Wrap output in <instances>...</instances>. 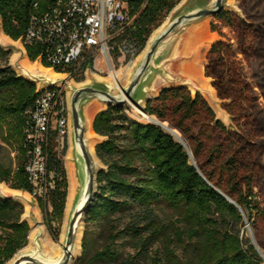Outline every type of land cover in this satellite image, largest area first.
I'll list each match as a JSON object with an SVG mask.
<instances>
[{
	"label": "trees",
	"instance_id": "16d2710c",
	"mask_svg": "<svg viewBox=\"0 0 264 264\" xmlns=\"http://www.w3.org/2000/svg\"><path fill=\"white\" fill-rule=\"evenodd\" d=\"M56 1L0 0V25L5 34L19 40L31 15ZM128 1L136 20L127 34L140 54L180 0ZM216 18L237 40L244 39L242 45L237 42L238 49L248 58L258 33H264V29H256L228 10ZM213 30L222 39L207 53L205 75L212 79L220 98L230 100L225 107L238 130L227 127L207 98L193 94L187 86L169 88L151 98L145 112L180 132L195 165L186 147L158 123L133 118L123 106L110 105L101 111L95 118L94 132L106 137L96 148L106 168L99 172L98 191L86 216L87 225L99 229L95 232L97 239H84L82 261L86 264H142L146 260L150 264H264L252 239L242 233L246 223L241 211L219 192L242 207L264 248L260 148L246 130L247 104L254 97L233 43L222 29ZM27 51L31 60H36L39 48L28 46ZM55 71L65 72L61 68ZM37 92L31 79L18 75L11 66L0 67V122H7L9 135L16 138L24 155L15 172L0 158V182L28 192L31 186L25 171L24 121ZM7 97L14 100L8 102ZM9 116L13 121L7 120ZM49 168L61 172L62 180L49 199L40 203H50L53 215L62 217L69 184L63 158L58 157L54 143L49 148ZM165 209L176 214L183 225H174L163 217ZM24 212L22 202L0 194V264L13 259L29 243L31 227L22 220ZM180 249L186 253L185 260L179 256Z\"/></svg>",
	"mask_w": 264,
	"mask_h": 264
},
{
	"label": "rangeland",
	"instance_id": "374dc122",
	"mask_svg": "<svg viewBox=\"0 0 264 264\" xmlns=\"http://www.w3.org/2000/svg\"><path fill=\"white\" fill-rule=\"evenodd\" d=\"M210 1L211 0H180V2L175 6V8L171 10L164 17L162 24L153 31L152 35L150 36L147 42L145 49L136 58H134L133 60L131 58L125 59V58H121L117 54L115 55L114 53H112L110 58L111 65H109L107 62L104 61V59L101 56L102 60L92 65H89V67H87L88 69L85 67L84 72L78 75L79 78L76 77L74 81H72L73 84L76 86L96 85L99 87H103L104 86L103 82L113 83L114 81L110 79L112 78L110 66H112L114 67L115 72L122 70V75L120 76L119 82L122 87H126L129 84L130 79L132 77V73L130 74L127 71V69L131 68V66L134 68V70L136 69L137 65L140 63L150 43L151 38L153 36L156 37L159 33H161V31L164 30L179 15L187 12L188 10H191L196 5L205 4ZM213 1L214 0H212V3ZM225 10L236 13L242 19L254 25L256 29H262V30L264 29V0H225ZM213 27H215L216 29H222L226 35V39L233 43L237 51L238 57L240 59L241 71L244 76V80L246 83H248V85L252 90L251 95L254 98L250 104H247V108L249 112L247 114L248 124L246 126V130L253 135V138L256 140L260 148L259 159L263 168V172H262V177L260 179L259 190L262 193V195H264V33L262 32L258 33L257 37L259 39L257 38V40L253 43V47H254L253 51L251 55L248 58H246L243 55V53L238 49V45L239 44L242 45L245 42L244 39L239 37V39L237 40L236 35L230 29L225 28L218 21L216 16L208 17L206 20L197 23L188 30L186 29V26L185 28H180L177 35L173 36L169 41H167L166 42L167 44L165 43L166 45L163 47V49H166L164 50L165 54L163 55H166L165 57H168L166 60L164 59V66L166 67L168 75L171 77L172 80L171 82H167L163 77H159L157 79V83L159 84V86L156 87V90L160 91L163 87L187 86L188 88L191 89V91L193 90L192 91L193 94L201 93L207 98L208 102L215 110L218 119L222 120L227 127H229L234 131L238 130L232 115L228 112V110L225 107V105L229 103L230 100L229 99L224 100L220 98L217 90L213 86L212 79H211V84L216 91V98L207 96V94L200 92L198 90V87L200 86V82L190 81L189 77L185 76L175 68L176 64H179L185 59L186 60L188 59V57L184 55L182 56L178 52L179 51L178 46L181 44L180 40L182 36L187 37L193 34L194 32L202 33L206 37V43L204 44V48L201 56V63L202 64L207 63V59H206L207 52L210 46L214 42L222 39V37L219 35V32L214 31ZM202 37L203 36L200 35L196 40L199 39L201 43ZM0 48L3 51L0 52V67L11 66L18 75L26 78H29L26 75L27 70H30L35 74H40L38 68L36 69H31L29 67L26 68L24 60H28V62H30L31 64H34V61L28 59V57L25 55H20L19 52L22 50V47L19 40H14L9 35L5 34L1 25H0ZM61 74L64 76V73ZM204 79L205 78L202 77L201 83L207 84L208 83L207 80ZM36 85L37 88L39 87V85L40 87H42L41 84L37 83ZM114 86L116 87L115 89L116 92H118L119 91L118 86L117 85ZM7 98H8V102L10 101L12 102L14 100V98L12 97H7ZM108 107H109L108 104H102L96 98L91 99L90 101H87L84 104L83 109L86 110V108H88L92 112V116L94 117L93 129H94V121L97 115L101 111L106 110ZM123 107L127 109L128 114L133 118H137L141 120H149L145 116L139 114V112L130 105H124ZM7 120L13 121V118L9 116L7 117ZM8 128L9 125L7 124V122L3 124L0 122V158L2 160H5L9 165H11L15 172L18 162L24 159V155L20 149V144L16 142V138L9 135ZM2 134L4 135L5 138L2 137ZM68 138L69 136L67 134L66 135L67 143L64 151L62 152V157H63V161H65L63 163L67 172L68 184L70 185L69 174L66 167V154L69 149V140H67ZM92 139L94 140V150L96 152L97 145L103 142L104 140H106V137L101 136L100 134L95 132ZM101 166L102 167L100 168V171L106 168V166L103 163ZM68 192H69V188H68ZM16 193L22 194L24 198L28 201L16 197ZM0 194L3 195L4 197L6 196L14 197L15 199L23 203L25 207V212L22 216V220L27 221L29 223L31 227L30 233L32 232L33 225L30 222L29 218L36 221L38 225L41 224L44 225L47 231L46 240L52 246H58L60 244L62 233L64 230L65 220H66L67 203L62 217H55L53 215V208L51 207L52 205L50 203L47 205L45 204V206H42L40 201L32 198L28 191L12 188L10 183L0 182ZM27 203L29 204L34 203L35 208L38 207V212L32 211V215L34 217H31V212H30L31 208H29L28 210ZM162 216L165 217L167 220L169 219L170 222H172L174 225H180V226L183 225L180 222L179 217L176 214L174 215L173 212L169 209H165V211L162 213ZM249 224L256 238L254 226L250 221ZM247 226L248 225L246 224L242 233L245 235V237L250 238L251 235ZM98 230L99 229L97 226L94 225L88 226L87 223H85V229L82 239V254L77 264H86L85 260L82 261V257L84 254V239L85 237L88 236L96 238L98 235L95 232H98ZM256 240L264 253V248L261 246L257 238ZM28 242H29V237H28ZM125 249L129 250V247H126ZM178 253L181 259L183 260L186 259L187 256L183 249H180ZM11 261L12 259L8 261L6 264H9ZM142 264H150V262L146 260L145 262H142Z\"/></svg>",
	"mask_w": 264,
	"mask_h": 264
},
{
	"label": "built area",
	"instance_id": "2783aa9c",
	"mask_svg": "<svg viewBox=\"0 0 264 264\" xmlns=\"http://www.w3.org/2000/svg\"><path fill=\"white\" fill-rule=\"evenodd\" d=\"M135 20L128 0H58L31 15L19 42L25 46L28 59L27 47L39 48L34 60L39 65H48L43 63V56L56 55L57 68L65 70L64 78L73 83L84 72L85 63L89 67L101 61V56L109 65L112 53L125 59L137 57V44L127 34L135 27ZM63 95L71 96L67 85L55 84L53 92H37L34 103L25 111V171L31 186L29 194L39 201L46 202L62 180L61 172L49 168V148L54 143L58 157L63 158L68 134L61 113ZM34 146H41L39 159H31Z\"/></svg>",
	"mask_w": 264,
	"mask_h": 264
},
{
	"label": "water",
	"instance_id": "95a60500",
	"mask_svg": "<svg viewBox=\"0 0 264 264\" xmlns=\"http://www.w3.org/2000/svg\"><path fill=\"white\" fill-rule=\"evenodd\" d=\"M225 10V0H214L213 3L207 7H197L176 17L164 30L161 31L147 47L146 53L143 55L140 63L134 70L129 84L123 87V91L119 90L116 92V87L109 83L103 82L104 86L99 87L96 85H84L76 86L69 83L64 77L51 79L43 74H34L27 72L30 75V79L35 83H42L44 85L52 86L58 83L66 84L71 91L70 101L72 109V121H73V141L75 145V160L78 170L79 187L76 198L73 203V207L70 212L66 240L64 244V253L61 258L56 261H50L48 259L51 256H46L42 250V244L40 241V233L35 237V247L31 251L22 252L21 250L14 256L11 264H69L75 254V246L78 234V228L81 222L86 223V216L89 213L93 202L95 200L98 191V175L100 172V166L96 163L94 156L89 152L85 143V110L83 109L84 104L91 99L98 98L106 102L109 106H124L128 105V102H132L137 107L142 108L145 111L147 102L156 96L148 97V95H141L142 82L146 77L147 73L156 66L157 54L161 47L169 41L176 33L179 32L180 28H184L191 22L201 19L207 15L217 16ZM173 87H163L160 93L166 89ZM143 100H145V106L143 107ZM151 121H154L161 125L164 129L166 126L158 121L154 117H148ZM180 143H182L188 150L191 159L195 165H197L193 153L186 144L181 141L173 130H169ZM97 155V153H96ZM98 157V156H97ZM101 161V160H100ZM223 194L230 202L235 204L241 211L245 223L248 225L250 232V238L253 244L264 258V253L259 246L252 228L250 227L249 220L242 209V207L230 196L219 191ZM33 206V204H31ZM31 217L32 215L31 210Z\"/></svg>",
	"mask_w": 264,
	"mask_h": 264
},
{
	"label": "bare ground",
	"instance_id": "6f19581e",
	"mask_svg": "<svg viewBox=\"0 0 264 264\" xmlns=\"http://www.w3.org/2000/svg\"><path fill=\"white\" fill-rule=\"evenodd\" d=\"M212 15H207L200 20H198L196 23H194L192 26L196 25L197 23L206 20L208 17H211ZM190 26L189 28H191ZM188 28V29H189ZM187 29V30H188ZM186 30V31H187ZM202 37V42L200 43L199 39L196 40L199 36ZM155 36H153L150 40V43L153 41ZM201 40V39H200ZM215 41V40H213ZM18 43V42H17ZM149 43V45H150ZM180 45L178 46L179 48V53L180 55H184L188 57V59L182 61L179 64H176L175 68L180 71L182 74L190 78V81H198L200 82V86L198 87V90L204 94H207V96L216 98V91L213 88L211 84V79L207 78L205 75V63H201V56H202V51L204 48V44L206 43V37L202 33H193L190 36L184 37L182 36L180 40ZM194 43V45H193ZM21 44V42H20ZM148 45V47H149ZM22 50L19 52L20 55H25L26 56V49L24 45H21ZM148 49V48H147ZM146 49V51H147ZM145 51V53H146ZM144 53V54H145ZM139 55L138 48H136V56ZM26 68H31V69H36L39 68L40 74H43L47 76L48 78H57V77H64L62 74H58L54 72V70L58 67V57L56 55H45L43 56V63H47L50 68H45L42 65H39L37 63L31 64L28 62V60H24ZM111 70V76L114 82L109 83L110 85H117L119 90L123 91V87L120 85L119 79L120 76L122 75V70H119L117 72L114 71V67L110 66ZM127 71L131 74L134 72V68L131 66V68L127 69ZM27 72H32V71H27ZM35 74V73H34ZM26 75L30 78V75L26 73ZM202 77L207 80V84H202ZM204 79V80H205ZM205 82V81H204ZM42 87H38L39 92H53L54 91V85L48 86L40 83ZM193 91V90H192ZM144 93L147 94L148 89L143 90ZM157 93L156 87H153L150 90V96L155 95ZM100 103L102 104H107L106 102L99 100L96 98ZM210 101V100H209ZM143 107L145 106V100H143ZM216 104V103H215ZM219 104V103H218ZM128 105L134 107L139 114L142 116H145L146 118L149 117V115L143 111L142 108L137 107L135 104L132 102H128ZM89 106V105H88ZM99 110V109H98ZM61 113H63V127H68V136H69V149L68 153L66 155V167L68 170L69 174V192H68V199H67V209H66V220H65V225H64V230L62 233L61 241L58 246H52L47 240V231L44 227L43 224L38 225L36 221L32 220L29 218L30 222L33 225L32 232L30 233L29 236V244L23 248L21 251L26 252V251H31L35 247V237L38 233H40V241L42 244V250L43 253L46 256H51L52 258L50 261H56L57 259L61 258L63 253H64V244L66 240V233H67V227H68V221H69V216L71 209L73 207L74 200L77 195L78 187H79V179H78V170H77V164L75 160V145H74V139H73V121H72V109H71V102H70V95H63V105H61ZM227 113V112H226ZM85 122H86V132H85V143L87 145V148L89 152L94 156L96 163H98L100 166L102 165L100 159L97 157L96 152L94 150V140L92 139L93 135L95 134L94 129H93V120L94 117L92 116V112L86 108L85 112ZM96 114V113H95ZM226 122V121H225ZM228 122V121H227ZM168 130H173V132L176 133L178 138L183 141L186 146L187 142L183 139L182 135L180 132H177L174 130L172 127H170L168 124H164ZM25 139L28 140V130L26 129L25 131ZM41 155V146H34L33 152H31V159H39ZM16 197L26 200L24 196L20 193H16ZM28 201V200H26ZM28 210L30 207V204L27 203ZM35 211L38 212V207L35 208ZM28 219V218H27ZM84 229H85V223L81 222L78 228V234H77V240H76V250L74 257L70 261L69 264H77L80 256L82 254V239H83V234H84ZM11 264V262L9 263Z\"/></svg>",
	"mask_w": 264,
	"mask_h": 264
},
{
	"label": "crops",
	"instance_id": "0c3cea01",
	"mask_svg": "<svg viewBox=\"0 0 264 264\" xmlns=\"http://www.w3.org/2000/svg\"><path fill=\"white\" fill-rule=\"evenodd\" d=\"M212 4V0L208 3H205V4H200V5H196L195 7H193L192 9L194 8H197V7H207L209 5ZM200 20V19H198ZM198 20L194 21V22H191L190 24H188L186 26V29H188L190 26H192L194 23H196ZM185 28V27H184ZM177 35V33L175 34ZM174 35V36H175ZM167 44V43H166ZM164 44L161 49L159 50L158 54H157V64L155 67H153L146 75V77L144 78L143 82H142V89H141V95H145V93L143 92V90L145 89H148V97L150 96V90L153 88V87H157L159 86V84L157 83V79L159 77H163L167 82H171V77L168 75V72H167V69L166 67L164 66V59L166 60L168 57H165L166 55H163L165 54V51L166 49H163V47L166 45ZM211 47V46H210ZM210 49V48H209ZM209 51V50H208ZM208 53V52H207ZM163 55V56H162ZM207 59V58H206ZM206 65V64H205ZM43 67L45 68H50L52 69L51 67H47V66H44L42 65ZM39 69V68H38ZM54 70V69H52ZM27 71H30V70H27ZM54 72L58 73V74H61L60 72H57L54 70ZM33 73V72H32ZM207 77V76H206ZM57 78H60V77H57ZM208 78V77H207ZM51 79H56V78H51ZM73 84V83H72ZM158 84V85H157ZM160 94V91L157 90V93L155 95H151L150 97H153V96H158ZM69 140V138L67 139ZM67 143V142H66ZM65 162V161H63ZM30 212L31 210L32 211H35V204L33 203V206H31L30 204Z\"/></svg>",
	"mask_w": 264,
	"mask_h": 264
}]
</instances>
